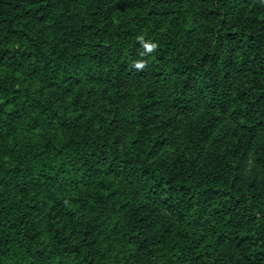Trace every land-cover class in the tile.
I'll use <instances>...</instances> for the list:
<instances>
[{
  "label": "trees",
  "instance_id": "obj_1",
  "mask_svg": "<svg viewBox=\"0 0 264 264\" xmlns=\"http://www.w3.org/2000/svg\"><path fill=\"white\" fill-rule=\"evenodd\" d=\"M0 264H264V0H0Z\"/></svg>",
  "mask_w": 264,
  "mask_h": 264
},
{
  "label": "clouds",
  "instance_id": "obj_2",
  "mask_svg": "<svg viewBox=\"0 0 264 264\" xmlns=\"http://www.w3.org/2000/svg\"><path fill=\"white\" fill-rule=\"evenodd\" d=\"M139 41L143 43V47L145 48L146 52L148 53H151L153 51H155V49L157 48V44L156 43H146L144 42V37L141 36V37H138ZM134 67L137 69V70H142L146 67V62L144 61H139V62H136L134 64Z\"/></svg>",
  "mask_w": 264,
  "mask_h": 264
}]
</instances>
